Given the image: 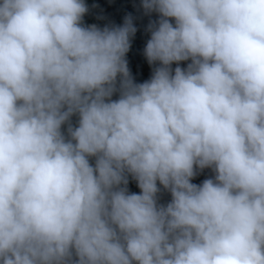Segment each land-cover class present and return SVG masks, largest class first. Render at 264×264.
Here are the masks:
<instances>
[{
	"label": "clouds",
	"instance_id": "obj_1",
	"mask_svg": "<svg viewBox=\"0 0 264 264\" xmlns=\"http://www.w3.org/2000/svg\"><path fill=\"white\" fill-rule=\"evenodd\" d=\"M141 7L135 83L130 15L0 0V264H264V0Z\"/></svg>",
	"mask_w": 264,
	"mask_h": 264
},
{
	"label": "trees",
	"instance_id": "obj_2",
	"mask_svg": "<svg viewBox=\"0 0 264 264\" xmlns=\"http://www.w3.org/2000/svg\"><path fill=\"white\" fill-rule=\"evenodd\" d=\"M87 12L82 18L84 26L95 24L99 28L105 25H121L125 16L132 17L133 26L136 32L130 37V47H132V62L130 63V75L135 83H142L148 80L158 62L150 65L143 54L147 40L150 38V32L147 30L149 22H155L158 14L155 12L145 14L141 7L142 0H84ZM170 22H172L170 20ZM188 61L180 62L181 68L186 67ZM177 65L173 63L171 67L174 69ZM118 98V93H114L112 99ZM71 123L75 126L78 117L73 115ZM66 125H62V131H65ZM94 157L89 158V163L94 164ZM214 173L210 168L197 170V174L192 178L191 182L199 185L204 179L212 178ZM157 187L160 191L157 193V203L166 204L170 201V193L167 192L157 181ZM127 189L129 193L139 194L140 189L137 187L136 181L129 175Z\"/></svg>",
	"mask_w": 264,
	"mask_h": 264
}]
</instances>
